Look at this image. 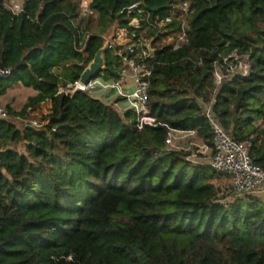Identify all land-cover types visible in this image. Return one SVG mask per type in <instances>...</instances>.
<instances>
[{
    "label": "trees",
    "instance_id": "16d2710c",
    "mask_svg": "<svg viewBox=\"0 0 264 264\" xmlns=\"http://www.w3.org/2000/svg\"><path fill=\"white\" fill-rule=\"evenodd\" d=\"M138 1L155 17L179 0H91L85 26L77 0H25L20 12L0 0V67L12 69L0 96L15 85L36 91L20 111L7 105L19 114L52 103L39 128L0 120V264H264V196L227 199L222 174L166 145L177 129L212 146L198 98H214L224 128L264 167V0H188L189 42L154 55L149 107L159 124L141 129L132 110L60 93L116 22L139 34L126 10ZM234 52L249 55L251 73L216 85ZM114 59L109 49L107 75Z\"/></svg>",
    "mask_w": 264,
    "mask_h": 264
},
{
    "label": "built area",
    "instance_id": "2783aa9c",
    "mask_svg": "<svg viewBox=\"0 0 264 264\" xmlns=\"http://www.w3.org/2000/svg\"><path fill=\"white\" fill-rule=\"evenodd\" d=\"M77 1L79 17L87 23L95 13L91 7V0ZM7 5L13 12H20L23 8V3L15 1H11ZM126 10L128 14H132L131 23L140 31L139 34H134L123 27H117L115 38L109 47L115 57V74L107 75L105 64L104 70L87 84H82L77 80L68 84L66 88H62L60 93L87 91L122 111H134L137 117V126L140 129L146 125L157 126L159 122L149 107V88L155 66L154 55L162 46H170L172 50H179L189 42L190 15L193 9L188 0H179L172 3L170 13L166 16L152 17L143 1L136 2ZM149 31H159L163 34L160 39H157L156 36H149ZM229 58L235 59V62L228 65L227 74L220 65H217L216 85H220L227 75L248 76L250 74L249 55H239L234 52ZM226 60L228 61V58ZM218 68L222 71H219ZM11 71V68L0 67V79L9 75ZM48 101L50 100L41 104ZM198 102L202 107L203 115L210 122L213 144L204 146L208 151L204 161L195 162L190 156L188 159L197 164H207L228 178V184L223 189L227 199L244 195L264 196V167L253 161L250 144L247 141L235 140L231 133L224 128L214 111V98L211 100L198 98ZM51 104L48 105V112L39 120L34 117L36 112L31 107L27 108L24 114H19L12 113L7 105L0 103V120H16L25 127L39 128L48 123L45 117L51 113ZM195 137H198L196 130L171 129L166 139V145L171 150L187 151L190 148L180 145V140ZM2 151L3 149L0 147V155Z\"/></svg>",
    "mask_w": 264,
    "mask_h": 264
},
{
    "label": "rangeland",
    "instance_id": "374dc122",
    "mask_svg": "<svg viewBox=\"0 0 264 264\" xmlns=\"http://www.w3.org/2000/svg\"><path fill=\"white\" fill-rule=\"evenodd\" d=\"M11 1L24 3L25 0H7V4H10ZM85 24L86 23L83 22L84 26ZM97 30L98 29H97V26L95 25V21H93L92 32H97ZM218 70L222 71L220 68H218ZM32 91L33 89L31 88L24 87L22 85H15L12 88L8 89L7 93L2 95L1 97L2 101L5 102L7 100H10L12 101V103L5 104L1 101L0 103L3 105H10L11 109H13L14 111H20L24 103L27 101V98L29 97L28 93ZM50 103L51 102L48 101L45 104H41L38 108L34 109L36 112L34 117L41 120L44 117L45 113L48 112L49 110L48 105H50ZM20 126L24 127L22 123H20ZM191 143H193V145H191ZM179 144L190 148L189 150L185 152H189L188 156H190V158L195 162L204 161L205 157H207L208 151L205 150L204 146H208V145L200 137H195L193 139L180 140ZM216 183L217 185H220L224 189V187H226V185L228 184V178L225 176H221L216 180Z\"/></svg>",
    "mask_w": 264,
    "mask_h": 264
},
{
    "label": "water",
    "instance_id": "95a60500",
    "mask_svg": "<svg viewBox=\"0 0 264 264\" xmlns=\"http://www.w3.org/2000/svg\"><path fill=\"white\" fill-rule=\"evenodd\" d=\"M117 27L118 24L116 22L104 45L98 50L94 59L87 65V67L82 72L79 79L82 84H87L92 78L96 77L101 71L104 70L106 64V53L109 50L111 42L115 38Z\"/></svg>",
    "mask_w": 264,
    "mask_h": 264
},
{
    "label": "crops",
    "instance_id": "0c3cea01",
    "mask_svg": "<svg viewBox=\"0 0 264 264\" xmlns=\"http://www.w3.org/2000/svg\"><path fill=\"white\" fill-rule=\"evenodd\" d=\"M36 93V91H32V92H29L28 94H29V96H31V95H33V94H35ZM2 96H0V101L1 102H3V103H5V104H8V103H12V101H10V100H7V101H2V98H1Z\"/></svg>",
    "mask_w": 264,
    "mask_h": 264
}]
</instances>
